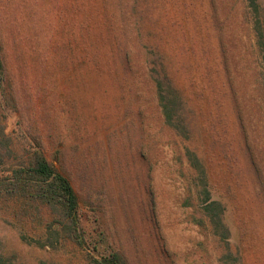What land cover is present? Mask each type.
<instances>
[{
	"label": "rangeland",
	"instance_id": "rangeland-1",
	"mask_svg": "<svg viewBox=\"0 0 264 264\" xmlns=\"http://www.w3.org/2000/svg\"><path fill=\"white\" fill-rule=\"evenodd\" d=\"M149 4V16L141 19L142 13L135 23L152 19L154 25L146 24L147 35L139 33L143 49H132L131 56L142 60L154 37L169 52V73L190 100L185 136L164 123L145 73L121 67L42 73L28 39L38 17L18 13L16 39L3 24L16 100L0 99V178L41 147L70 179L83 233L81 245L59 239L51 246L44 235L48 211L0 193V254L6 259L87 264L89 254L116 251L128 264H264V99L255 80L264 58L255 51L252 59L248 45L251 8L245 0ZM50 77L56 85L40 90ZM186 148L202 161L211 195L225 207L228 240L208 222L200 227L193 221L202 216L195 197L184 205Z\"/></svg>",
	"mask_w": 264,
	"mask_h": 264
},
{
	"label": "trees",
	"instance_id": "trees-1",
	"mask_svg": "<svg viewBox=\"0 0 264 264\" xmlns=\"http://www.w3.org/2000/svg\"><path fill=\"white\" fill-rule=\"evenodd\" d=\"M5 1L0 0V99L2 102L16 100L15 92L12 90L16 80L10 76L3 47V24L11 25L9 34L16 39L17 33L20 32L21 21L18 13L30 14L32 19L36 16L38 17L36 19H39L28 39L35 45L34 52L40 60V69H42L40 72L56 75L60 69L80 71L85 68L87 71L101 72L121 67L127 71L145 73L149 78L151 89L155 92L164 123L180 135H186L184 130L187 129L188 115L184 107L190 103V100L178 88L173 73H169V67L173 62L169 52L166 48H161V43L154 37L148 40L152 44L150 46L154 48L148 53L145 52L142 60L138 61L131 56L132 49L133 51L138 48L143 49V45L138 41L141 37L139 33L147 35L146 27L154 25L152 19L146 20L148 25L144 21L138 26L135 23L138 20L135 17H139L142 13L141 19L149 16L148 6L152 0H15L13 2L8 0L6 5ZM245 2L251 8L249 13L255 18L251 26L248 24L249 18L246 21L252 59L255 60V51L260 52L261 57L264 58L262 3L260 0H245ZM5 12H9V15ZM246 15L248 16L247 11ZM130 29L132 35H124L125 31ZM221 52L222 62L225 63L227 56L223 41H221ZM257 74L258 79L255 80L260 84L259 86L262 85L261 97L264 99V70L261 72L258 70ZM56 81L57 79L54 80L52 77L50 81L43 79L40 90L47 92V89L56 85ZM43 111H40V117ZM238 121L242 125V118L239 115ZM57 152L56 158L59 160L61 151ZM183 156L188 165L189 172L188 170L187 172L190 174L185 188L187 196L184 205H192L195 197L199 202L202 216L197 220L193 216V221L200 227H206L205 223L208 222L213 233L228 240L230 233L224 222L225 207L220 200L212 197L202 161L188 148L185 149ZM181 163L183 164L182 161ZM0 193L4 196H22L30 202V205L35 204L48 211L44 235L49 245L53 246L60 240L81 245L83 233L77 195L67 174L47 158L41 147L33 149L23 160L11 165L9 174L0 178ZM234 263L241 264V262ZM0 264L16 263L0 254ZM38 264H55V262L41 261ZM87 264L128 263L119 253L110 251L107 254H89ZM224 264L229 263L224 262Z\"/></svg>",
	"mask_w": 264,
	"mask_h": 264
}]
</instances>
